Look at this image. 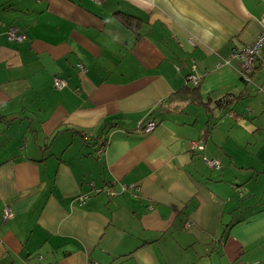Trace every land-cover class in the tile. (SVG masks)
Wrapping results in <instances>:
<instances>
[{
	"label": "crops",
	"instance_id": "1",
	"mask_svg": "<svg viewBox=\"0 0 264 264\" xmlns=\"http://www.w3.org/2000/svg\"><path fill=\"white\" fill-rule=\"evenodd\" d=\"M262 18L264 0H0V264H264V50L249 79L226 62Z\"/></svg>",
	"mask_w": 264,
	"mask_h": 264
},
{
	"label": "built area",
	"instance_id": "2",
	"mask_svg": "<svg viewBox=\"0 0 264 264\" xmlns=\"http://www.w3.org/2000/svg\"><path fill=\"white\" fill-rule=\"evenodd\" d=\"M262 26H264V18H262ZM7 38L9 40H15L20 41L25 38V35L20 32L17 28L10 26L7 29ZM264 50V27H262V31L258 35V37L249 45L243 46L242 48H233L231 49L228 59L226 62L228 63L231 59H237L241 62V73L242 75L249 79V76L251 75L255 62L257 61V58L259 57L261 51ZM194 65L191 66V70L185 75V79L187 83H190L193 86H196L199 84L200 79L194 74ZM65 80L59 77L53 78V85L56 89H61L65 86ZM157 125V122L153 119L147 120L140 128L143 132H149L153 130ZM204 145L203 143L199 141H191L189 144V150L193 153L198 150H203ZM102 151V147L97 151V153H100ZM203 162L210 168L214 169H220L221 164L218 160L214 158L207 157L203 155L202 157ZM132 188V186H123L122 191L128 190ZM106 195L111 196L115 194V192L108 188L105 190ZM87 194L78 195L76 200L81 203L87 198ZM13 216V212L8 204H4L2 208V218L3 220L9 219ZM237 264H248L246 262H240Z\"/></svg>",
	"mask_w": 264,
	"mask_h": 264
},
{
	"label": "trees",
	"instance_id": "3",
	"mask_svg": "<svg viewBox=\"0 0 264 264\" xmlns=\"http://www.w3.org/2000/svg\"><path fill=\"white\" fill-rule=\"evenodd\" d=\"M197 85L193 88V89H196Z\"/></svg>",
	"mask_w": 264,
	"mask_h": 264
}]
</instances>
